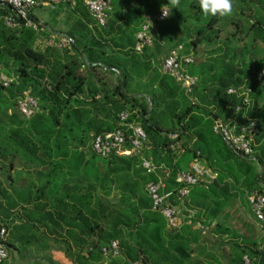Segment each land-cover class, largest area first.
<instances>
[{
  "label": "trees",
  "instance_id": "16d2710c",
  "mask_svg": "<svg viewBox=\"0 0 264 264\" xmlns=\"http://www.w3.org/2000/svg\"><path fill=\"white\" fill-rule=\"evenodd\" d=\"M233 1L241 5L257 2L264 8V0ZM110 2V14L134 5V0ZM74 6L83 21L81 26H92V31L87 32L91 36L80 35L86 41L81 47L73 41L63 51L48 47L41 52L34 47L37 37H23L24 28L6 29L0 22V67H9L14 78L10 87H0L1 225L8 228L12 222L21 223L19 214L13 216L11 223L2 220L8 218V210L15 209L22 214L21 224L39 231V264H99L103 261L101 248L112 241L118 242L120 256L109 264H189L194 250L205 259L195 264H242L243 256H248L253 264H264V235L257 238L252 228L241 235L242 230L227 225V215L223 220L218 218L232 199L239 197L243 201L253 191L264 197L261 174L252 164L260 165L264 158V17L250 19L245 29L236 28L225 38L224 49L216 46L220 40V31L214 29L216 16L194 28L188 38L190 46L197 48L199 54V47H211L199 63L202 69L204 62L209 65L212 77L200 80L189 69L187 73L197 78L191 94L186 95L172 79L167 82L162 77L159 85L165 95L161 92L152 98L126 97V77H131L136 66L148 65L149 58L161 57V44L156 46L152 40L151 46L137 55L133 50L137 29L127 36L121 29L122 18H110V14L106 26L99 28L82 0H74ZM4 11L3 15L7 13ZM248 16L252 18L250 13ZM113 35L116 37L112 44L119 49L112 51L106 40ZM244 35L250 38L249 46L244 43ZM177 49L179 57H188L178 43L169 50ZM246 49L259 58L255 62L248 59L246 64ZM84 63L86 67L81 70ZM108 68L118 71L113 89L99 76V71L114 74ZM241 86L252 90L248 117L256 125V160L236 156L227 146L221 148L213 137L215 118H235L238 125L248 124L242 118L243 112L234 115L241 101L226 95L228 89ZM25 91L38 103V111L30 119L21 116L15 107V99ZM196 92L203 106L192 101L191 95ZM163 96L174 109L171 117L176 128L171 132L149 123L161 110ZM258 102H263V106L256 111L254 104ZM121 112L129 114V123L142 127L149 148L143 155L100 158L90 147L80 151L87 141L91 143L94 137L114 131ZM100 114L107 119H99ZM173 135L174 140L169 138ZM197 152L201 164L206 163L205 167L216 172L218 178L207 189L199 185L186 198H180L176 173L187 171ZM141 158L163 167L167 175L164 171L146 174L140 166ZM73 173L77 174L74 178ZM158 176L163 178L164 192L171 193L169 205L179 207L190 202L203 209L193 219L205 218L203 226L209 228L215 222L210 230L216 236L215 243L192 229L195 223L182 224L178 231L166 228L164 219L151 210L145 192L146 184L156 182ZM259 226L264 233V222ZM5 247L9 249L8 244ZM53 253L60 255L59 260L54 259Z\"/></svg>",
  "mask_w": 264,
  "mask_h": 264
},
{
  "label": "built area",
  "instance_id": "2783aa9c",
  "mask_svg": "<svg viewBox=\"0 0 264 264\" xmlns=\"http://www.w3.org/2000/svg\"><path fill=\"white\" fill-rule=\"evenodd\" d=\"M54 0H0V7L7 10L2 17V24L6 29H29L37 35L41 31V23L33 17L32 11L40 7L55 8ZM84 7L89 13L95 25L104 28L112 10L110 0H84ZM170 17L168 8H162L154 17L146 16L140 31L135 35L134 52L142 55L146 47L152 44L151 32L157 24L163 23ZM73 45V40L65 35L57 37V43H48V46L55 47L59 51L69 49ZM193 60L190 57H179L177 53H170L161 62V74L172 79L175 84L189 95L197 85V78L189 75L185 70ZM86 64H82L80 69L84 70ZM14 82L13 77H7L0 69V87L6 89ZM226 95L241 101L240 106L235 107L234 115L243 112L242 118L247 121V125H238L235 118H215L213 120L212 132L221 138L229 150L241 158H250L253 154V139L255 137V121L248 117V111L252 108V90L248 87L231 88L226 91ZM99 98V97H97ZM15 107L18 113L25 119L32 118L38 111L37 100L28 91L23 92L15 99ZM129 114L121 112L117 115L116 128L110 133H105L93 138L91 141L92 153L100 158L115 157H136L143 155L147 147V138L142 128L134 123L128 122ZM174 140L176 136H170ZM169 148H173L170 146ZM176 148L179 153L183 152L180 142ZM199 153L189 165L187 171H179L175 176V183L181 186L178 191L180 198H186L192 188L203 186L210 187L218 178V174L201 164ZM175 162V161H174ZM141 168L149 175H158L159 171L167 170L163 167L153 165L146 158H141ZM163 178L158 176L156 182H149L145 186V192L151 202V210L158 213L165 221L166 228L170 231H178L182 225V219L177 207L171 206L167 200L171 193H165ZM246 203L256 223L264 222V197L258 191H253L245 195ZM7 229L0 223V264H6L9 260L8 251L5 247ZM103 261L99 264H108L107 261L118 258L119 245L117 241L110 242L101 248ZM242 264H253L248 256L242 257Z\"/></svg>",
  "mask_w": 264,
  "mask_h": 264
},
{
  "label": "rangeland",
  "instance_id": "374dc122",
  "mask_svg": "<svg viewBox=\"0 0 264 264\" xmlns=\"http://www.w3.org/2000/svg\"><path fill=\"white\" fill-rule=\"evenodd\" d=\"M171 1L172 0H134V5L127 6V8H124V9H120V10L118 9L116 11H113L110 14V18L111 17L119 18V19L122 18V21L120 19L121 29L123 33L129 36L130 34H133L136 31V29H137V32L140 31V27L143 24L146 16L154 17L158 14L159 12L158 10H160L161 8H164V7L168 8L170 11L169 19L163 23L157 24L156 27L151 32V36H152V40L154 44L156 46L157 44H161L162 54L163 56L165 55L167 56L170 53L178 52V49L173 50L171 52L169 50L171 45H175L176 43H178L181 47L184 48V53H186V55L193 60V65L191 64L190 66H188V68L185 67V70L189 72V69H190L192 72L196 74V76L200 80H203L205 78L207 80L212 77V75H210V68L208 67L209 65H206L204 62L203 66L205 69H202L201 64L199 63V60L202 57H206V54H207L206 52L209 51L211 47H205V46L199 47L201 51V53L199 54L197 48H193L190 46V41L188 40V38L189 36H191V32L195 30L194 28L198 27L202 21L209 18L210 16H205L203 15L202 11H198L200 8L199 0H173V3H171ZM4 10L6 9L0 7V22L2 26H3L2 17H3V13L5 12ZM241 10L244 11V13L241 14L240 12ZM42 13L48 16L50 19L54 18V14L53 12L50 11L49 8L45 9V11L40 10L39 8H36L32 11V14L38 20H39V16ZM248 13L251 14L252 18L248 16ZM216 17L218 20L216 24L214 25V29H217L220 31L219 33L220 40L217 42L216 46L224 49L226 45L225 38L230 36L236 30V28H238L239 30H242L248 27L250 23V19H253V18L258 19V18L264 17V8H262L261 5L257 2L246 1L244 5H241L240 2L233 1V12L230 16H226V17L216 16ZM60 24L63 25L62 31L64 33H67L69 27L72 26L74 23L72 20L69 22L68 20H62ZM12 30H15V29H12ZM87 32L85 31V29H83L82 30L83 36H88L89 34ZM22 36L27 37V38H35V39L37 37V35L34 32L32 33L29 29L28 30L25 29L22 32ZM89 37L90 36H88V38ZM243 40L245 41L244 43H246L247 46H249L250 38L244 35ZM37 49H39V47H37ZM246 52H249V55H247L246 57L247 60L245 61V63L248 61V59H251L253 62H255L259 58L256 56V54H250V51L247 49H246ZM263 52H264V49H263ZM237 56L240 57V55L238 54ZM154 60H155L154 64L150 65V63L148 62V65H145L143 67L136 66L135 69L131 72V77H126L125 91H124L126 97L144 95V96L152 98L154 97L155 94H158L161 92L163 95H165L164 94L165 89L161 85H159V81L162 79V77H166L165 79L167 82H170V80L167 76H164L161 74V71H160L161 64L159 66L158 60L156 58ZM134 64H136V62ZM0 69L5 76L12 77V73L9 67L7 68L0 67ZM216 73L218 74L220 72L217 71ZM200 95H201V92H200ZM198 96H199L198 92L191 95L192 101L202 105L199 102V100H197ZM97 97H100V96H97ZM187 97L190 98L189 96ZM163 98L164 99L161 100L162 102L160 104L161 110L158 112V114L156 112V115L153 116L151 120H149V123L161 126L164 130H168L169 132H171V130H173L174 127L176 128V123L174 124V121L171 117V114L174 109H172L169 100H167L165 96H163ZM179 102L180 104H182V101H179ZM262 106H263V102L262 103L258 102L254 104V110L258 111ZM125 108H126L125 110L129 109L127 107ZM98 117L99 119H102V120L107 119L106 116H104L103 114H100ZM213 137L217 141V143H219L221 148H226V145L222 142V140L219 137L217 136H213ZM89 144H90V140L87 141L86 146H83L81 149L83 151H86L89 147ZM253 144L256 149L257 146L255 143V139H253ZM254 153H255V150L253 151L251 158L253 160H256ZM252 164L255 167L256 171H258V173L261 174V178L264 183V158L261 160L260 165L257 164L256 162ZM205 232L207 234V231ZM208 238H209V241H211L210 240L211 237H208ZM203 258L204 257H202V255H200L197 250L196 251L194 250L192 253V257L188 263L195 264L198 262V260H201ZM54 259L57 260L58 258H55L54 256ZM198 263H200V261Z\"/></svg>",
  "mask_w": 264,
  "mask_h": 264
},
{
  "label": "crops",
  "instance_id": "0c3cea01",
  "mask_svg": "<svg viewBox=\"0 0 264 264\" xmlns=\"http://www.w3.org/2000/svg\"><path fill=\"white\" fill-rule=\"evenodd\" d=\"M55 1V8L54 10H51L49 7H40V10L45 11V9H50L51 12L54 14V18L50 19L45 14H41L39 16V22L41 23V31L39 33L38 40L35 41L34 47L37 49L39 47V51L44 52L46 49L50 46H48V43L51 42L53 44L57 43V37L59 35H65L68 37H72V40L78 45V47H81L84 42L82 37V30L85 29V31H92L91 25H86V27L81 26V23H83L82 19L78 15V13L75 11L74 6V0H54ZM84 3V0H82ZM162 9V8H161ZM160 11V10H158ZM157 11V12H158ZM34 17V15H33ZM35 18V17H34ZM62 20H68L73 21V25L69 27L68 32L64 33L62 31L63 25L60 24ZM89 36V35H88ZM87 36V38H88ZM91 36V35H90ZM116 36H111L110 40H106V44L113 50H117L119 48H116L112 44L114 39L115 41ZM55 48V47H51ZM166 56V55H165ZM163 54L161 57H155L158 62L161 64V61L164 59ZM155 58H149L148 62L151 64H154ZM121 66V64H118ZM109 70H112L114 74H107L103 71H99V76L101 77L102 81L109 87V89H113L117 83V77H118V71L112 68H108ZM262 103V102H261ZM255 139V138H254ZM257 146V145H256ZM91 147V143L89 145ZM91 150V148H90ZM80 151H83L82 149ZM86 159V157H85ZM204 166L206 163L203 164ZM74 176H77L76 173L72 174V178ZM71 179V178H70ZM179 214L182 218V224H191L195 223L193 225L192 229L195 228L196 230H199L200 235L202 238H206L207 241H209L208 237H211L212 243L216 242V236L210 234V230L214 227L215 222H213L212 226L205 227L203 226V223L205 222V218H194L193 216L199 212H202L203 209L199 207L195 208L191 205L190 202H188L184 206L177 207ZM16 211L15 209L8 210V218L3 219V222L11 223L12 218L14 215L19 214L21 223H23L24 219L22 217V214L20 212ZM235 212V213H234ZM229 216L226 220L227 225L230 228H234L236 230H242L241 235H245L246 232H248L247 228H252L255 231V234H257V238H261L264 233L261 230V227L258 223L255 222L250 209L246 203L245 197L240 199L239 197L232 199L229 201V203L225 204L223 206V212L222 215H220L218 218L220 220L224 219V216ZM232 215V216H231ZM193 220V221H192ZM19 222H12L7 229V237L5 244L9 245L8 256L9 260L6 264H39V248L36 247V240L39 238V231L35 229H31L28 226H24V224H21ZM207 231V234L206 232ZM208 236V237H206ZM227 250H224V256L227 257ZM52 256L55 258H58L59 260L60 255L58 253H53ZM198 261H205V259H201ZM109 260L107 263L109 264Z\"/></svg>",
  "mask_w": 264,
  "mask_h": 264
},
{
  "label": "clouds",
  "instance_id": "9594fccd",
  "mask_svg": "<svg viewBox=\"0 0 264 264\" xmlns=\"http://www.w3.org/2000/svg\"><path fill=\"white\" fill-rule=\"evenodd\" d=\"M199 7L205 16H230L233 12V0H199Z\"/></svg>",
  "mask_w": 264,
  "mask_h": 264
},
{
  "label": "water",
  "instance_id": "95a60500",
  "mask_svg": "<svg viewBox=\"0 0 264 264\" xmlns=\"http://www.w3.org/2000/svg\"><path fill=\"white\" fill-rule=\"evenodd\" d=\"M152 105V102L150 101V106Z\"/></svg>",
  "mask_w": 264,
  "mask_h": 264
}]
</instances>
